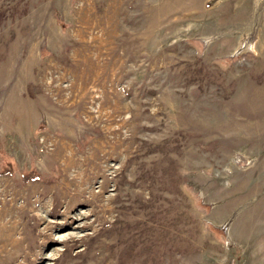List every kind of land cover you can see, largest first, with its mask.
Here are the masks:
<instances>
[{"label":"rangeland","instance_id":"rangeland-1","mask_svg":"<svg viewBox=\"0 0 264 264\" xmlns=\"http://www.w3.org/2000/svg\"><path fill=\"white\" fill-rule=\"evenodd\" d=\"M0 264H264V0H0Z\"/></svg>","mask_w":264,"mask_h":264}]
</instances>
